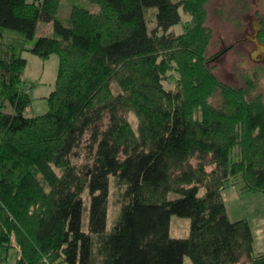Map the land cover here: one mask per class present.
I'll list each match as a JSON object with an SVG mask.
<instances>
[{
  "label": "trees",
  "instance_id": "1",
  "mask_svg": "<svg viewBox=\"0 0 264 264\" xmlns=\"http://www.w3.org/2000/svg\"><path fill=\"white\" fill-rule=\"evenodd\" d=\"M88 1L97 9L75 1L63 14L62 0H0V261L17 248L15 264H264L249 221L232 220L223 196L230 175L264 193L260 76L238 86L214 73L210 61L232 45L207 57L210 0ZM181 7L192 19L175 34ZM41 21L52 34L29 49L5 37L34 39ZM24 49L59 58L36 115L25 113ZM173 67L175 90L163 84ZM111 177L121 195L108 228ZM174 214L190 218L187 237L171 235Z\"/></svg>",
  "mask_w": 264,
  "mask_h": 264
},
{
  "label": "rangeland",
  "instance_id": "2",
  "mask_svg": "<svg viewBox=\"0 0 264 264\" xmlns=\"http://www.w3.org/2000/svg\"><path fill=\"white\" fill-rule=\"evenodd\" d=\"M75 1L90 6L93 9H97L98 7V4L91 3L88 0H62L61 12L65 14L66 11L70 10L72 2ZM260 10V0H241L240 2L239 0L237 2L234 0H210L207 4V25L211 27L213 36L208 47L207 57L212 59L222 48L232 45L224 54L222 53L220 56L214 57L210 61L214 73L223 82L238 86L243 85L245 76L254 77L255 74H258L260 76L259 92L262 93L264 101V64L256 63L254 60H259L257 59L258 57L255 59L251 56L256 48V44L252 39L253 33L250 24L256 23V18ZM156 12L157 7H149L146 10L150 29L155 28L157 25ZM180 12L182 16L181 22L173 25L169 29V31L175 34L182 33L185 23L192 19L191 14L182 7L180 8ZM47 26V22H39L37 33L51 34L52 32L49 30V27L46 32H43ZM247 36L249 37L247 38ZM5 37L7 40L13 41L18 45L26 46V48H30V44L34 43L37 38L36 36L34 39H27L21 32L10 29L5 31ZM22 53L28 59L23 76L26 84L30 87V96L32 98V103L26 109L25 113L27 115L44 113L48 110L49 106L46 97L55 87L59 63L58 55L53 54L49 58L44 59L30 50H24ZM256 64H260V66ZM179 77L180 74L174 67L169 69L163 77L165 88L172 90L177 89ZM210 100L214 105L220 103V97L218 95H215ZM10 111H12V109ZM128 118L136 129L139 123L138 116L135 112H129ZM236 153L237 151H234V155ZM259 193L261 192L247 190L238 176L230 175L226 180L223 196L232 220L239 216H250L253 209L251 207L252 205L249 203V198ZM120 195V188L117 186L114 177H111L108 228H112L116 221L120 209ZM173 196L175 195L173 194ZM83 198L86 206H89L90 195L88 189L83 193ZM256 201L257 199L255 198L254 204ZM257 203L259 204V201H257ZM258 207V211L261 214L264 208L261 207V205ZM84 222L85 229H87L88 212L84 215ZM170 232L171 235L176 238L187 237L190 233V218L175 214L172 215ZM15 252L16 248L2 250V255H7V261L4 264L16 263H13ZM185 264H191V259L188 256L185 257Z\"/></svg>",
  "mask_w": 264,
  "mask_h": 264
},
{
  "label": "crops",
  "instance_id": "3",
  "mask_svg": "<svg viewBox=\"0 0 264 264\" xmlns=\"http://www.w3.org/2000/svg\"><path fill=\"white\" fill-rule=\"evenodd\" d=\"M260 4H261V9H262L263 8V5H264V0H260ZM48 27H49V30L52 32L53 28H52V23H50V22L48 23V26L45 28V30L43 32H46L47 29H48ZM41 34L42 33H37L36 36L38 37ZM43 34H46V33H43ZM33 44L34 43L30 44V47H32ZM28 49H24V50H28ZM29 92H31V90H29ZM255 198L257 199V201H259V204L257 203V201L254 204ZM249 203H250V205H252L251 207L253 209L252 210V213L251 214L249 213L250 216H239L238 218H234L233 220H237V219H241V218H246L249 221L250 226H251V229H252V232H253V237H254V242H253L254 250H255V252H264V209L261 212V214L258 211V208H259L258 206L259 205H261V207L264 208V193L261 192L259 194H256V196H254V195L251 196L249 198ZM229 217H230V215H229ZM8 256H9V254H8ZM17 256H18V250L16 248L15 259H14V262L13 263L16 262ZM6 261H7V259H6ZM5 262H1L0 261V264H4Z\"/></svg>",
  "mask_w": 264,
  "mask_h": 264
},
{
  "label": "water",
  "instance_id": "4",
  "mask_svg": "<svg viewBox=\"0 0 264 264\" xmlns=\"http://www.w3.org/2000/svg\"><path fill=\"white\" fill-rule=\"evenodd\" d=\"M262 13L264 14V5L262 8ZM257 24H259L260 20H256ZM259 26H257L256 31L254 32V35L252 37L253 42L256 44L257 49L254 51L253 56L255 57L258 53H261L264 55V43L260 42V40L257 37V30Z\"/></svg>",
  "mask_w": 264,
  "mask_h": 264
},
{
  "label": "flooded vegetation",
  "instance_id": "5",
  "mask_svg": "<svg viewBox=\"0 0 264 264\" xmlns=\"http://www.w3.org/2000/svg\"><path fill=\"white\" fill-rule=\"evenodd\" d=\"M260 14H261V16H262V9L260 10ZM261 16H258L256 19L257 20H260V22H259V24H257V22L255 23H251L250 24V28H251V30H252V33H253V35H254V32L256 31V28H257V26H259V28H258V30H257V37H258V33H259V30H260V28H261V22H262V18H261ZM252 18V17H251ZM254 25H255V27H254ZM249 36H247V38H248ZM259 39V38H258ZM257 49V47L254 49V51ZM254 51H253V53H254ZM253 53L251 54V56L252 57H254L253 56ZM258 57V58H257ZM255 59L257 58V59H259V60H263L264 61V55H262L261 53H258L255 57H254Z\"/></svg>",
  "mask_w": 264,
  "mask_h": 264
},
{
  "label": "built area",
  "instance_id": "6",
  "mask_svg": "<svg viewBox=\"0 0 264 264\" xmlns=\"http://www.w3.org/2000/svg\"><path fill=\"white\" fill-rule=\"evenodd\" d=\"M45 261H46V264H50L46 259H45Z\"/></svg>",
  "mask_w": 264,
  "mask_h": 264
}]
</instances>
